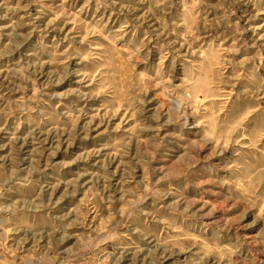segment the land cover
<instances>
[{
  "label": "rangeland",
  "instance_id": "rangeland-1",
  "mask_svg": "<svg viewBox=\"0 0 264 264\" xmlns=\"http://www.w3.org/2000/svg\"><path fill=\"white\" fill-rule=\"evenodd\" d=\"M0 264H264V0H0Z\"/></svg>",
  "mask_w": 264,
  "mask_h": 264
}]
</instances>
